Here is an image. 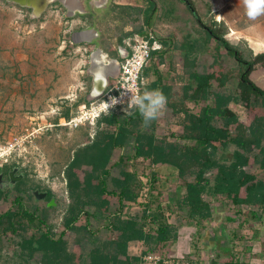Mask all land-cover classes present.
Instances as JSON below:
<instances>
[{
    "label": "rangeland",
    "instance_id": "obj_1",
    "mask_svg": "<svg viewBox=\"0 0 264 264\" xmlns=\"http://www.w3.org/2000/svg\"><path fill=\"white\" fill-rule=\"evenodd\" d=\"M190 1L195 12L180 0H155L156 9L147 23V0H78L73 2L74 10L65 1L55 0L39 15L29 6L0 0V215L13 209L14 198L21 195L27 207L37 206L46 212L47 223L59 234L64 230L62 220L70 202L67 172L83 182L80 193L87 187L100 191L92 168L84 165L77 154L78 147L89 143L97 132L98 122L83 121L75 126L71 119L80 114L81 104L86 103L88 110L97 105L108 88L101 96L92 97L90 55L96 49L93 42L75 41L76 32L95 29L96 38L110 54L109 58L116 56L118 45L125 44V39L154 35L163 48L161 56L153 54L148 63L155 66L162 57L165 65L158 71L165 76L169 91L164 114L151 124H155L159 138L193 143L194 139L182 135L199 134V129L205 126L200 111L208 103H214V99L182 101L183 86L191 82L183 44L190 38L203 42V26H212L246 58L253 59L264 49L256 52L246 38L264 42V16L250 20L241 0ZM196 55V70L211 74L215 90L235 92L240 67L225 47H218L216 39H211ZM250 78L264 89V68L254 69ZM145 87L143 84L142 90ZM181 104L188 108V113L178 110ZM231 108L238 117L229 127L233 136L237 123L248 125L256 116L264 115V105L255 94L250 95V103L234 102ZM67 112L69 117L64 116ZM216 124L221 126L223 122L218 119ZM105 128L114 129L102 123L100 129ZM219 144L224 161L231 162L234 151L241 150L247 160L243 163L246 170L264 180V169L254 162L261 147L259 142L246 151L224 141ZM133 154L131 145L115 149L110 163L113 165L121 155L125 156V169L136 173L141 181L138 200L126 201L121 215L140 216L147 207L150 212L160 210L178 230L177 239L158 245L152 252L163 257L185 256L194 264H264V206L237 204L233 195H212L202 187L211 204L212 216L192 219L187 208L179 205L186 192L185 179L178 173L179 159L153 164L150 159ZM74 159L78 163L67 171V165ZM119 170L112 167L113 176ZM187 179L193 180L194 176L190 174ZM109 186L112 189L111 182ZM245 194L243 188L241 195ZM119 210L118 198L105 194L102 212L90 218L89 229L93 233L84 228L85 214L74 228L66 230L73 263L86 258L95 244L117 237L108 218ZM155 229L156 224L147 220L146 230ZM23 236L37 238L39 230L30 227L18 233L0 231V264H44L40 252L29 259L22 253L19 243ZM129 252L138 255L151 251L143 242L132 241Z\"/></svg>",
    "mask_w": 264,
    "mask_h": 264
},
{
    "label": "trees",
    "instance_id": "obj_2",
    "mask_svg": "<svg viewBox=\"0 0 264 264\" xmlns=\"http://www.w3.org/2000/svg\"><path fill=\"white\" fill-rule=\"evenodd\" d=\"M149 5L145 9V22L149 23L153 12L156 9L155 0H147ZM186 2L188 9L195 11V7L189 0ZM192 5H191V4ZM203 42L196 38H190L183 44L185 51V66L187 67L190 83L183 86L182 101L214 99V103H208L202 107L200 118L205 121V126L199 129V134H183L185 139H194L192 144L169 141L167 138H159L155 134V124L148 127L143 126V121L137 111L129 113L111 112L98 121V130L89 143L77 149L78 156L82 163L92 168L95 179L99 184L100 191L95 192L91 188H83V182L78 176L67 172V191L70 202L63 217L64 230L59 234L54 232V227L47 223V214L37 206L27 207L21 195L14 198L15 207L0 215L1 234L19 231H26L30 227H37L39 236H23L20 244L22 253L29 259L37 252L41 254V261L44 264H75L70 260L66 230L75 227L76 223L85 214L87 224L84 228L93 233L89 226L90 218L102 212L104 195L118 198L119 211H114L108 218L109 227L116 230L118 235L101 244H95L78 264H141V258L129 253L131 241L143 242L149 251L162 244L178 238V230L175 225L169 223L164 214L157 210L150 212L147 207L140 216L124 218L121 215L126 207L125 202H136L139 198L141 181L134 172L125 169V156L110 165L115 149H123L131 145L134 157L150 159L153 164H167L174 159L178 161L179 176L185 179L186 192L179 205L187 208L188 216L192 219L205 220L212 216L211 204L204 197L205 187L212 195L234 196L237 204L264 206V180L252 176L246 170L243 163L246 160L244 152L235 150L231 162L222 159L219 143L237 145L238 148L246 151L254 142H259L261 147L254 157V162L264 169V115L256 116L248 125L237 123L235 136L232 135L229 127L237 120V112L231 108L232 103H250V95L260 97L264 105V89L258 86L251 78V72L259 67L264 68V52L258 53L255 57L246 58L238 48L224 38L222 32H218L212 26H203ZM211 39H216L218 47L225 49L234 56L240 67V79L235 92L215 90L211 74L196 70L198 56L196 55L203 46H206ZM155 52V51H154ZM153 52V53H154ZM161 55V54H160ZM162 63V57L156 62ZM149 90L161 89L166 96V87L161 86V78L150 85ZM178 110L188 113V108L181 104ZM69 117V113L64 114ZM220 119L223 124L218 126L216 121ZM105 123L108 127L100 129ZM78 163L73 160L67 168ZM118 167L119 174L113 176L112 167ZM70 168L67 170L69 171ZM194 179H187L188 175ZM210 175V176H209ZM0 174V178H1ZM109 182L112 183L110 189ZM203 183V186H201ZM245 189V196L241 195ZM1 195V194H0ZM94 209V210H92ZM94 211V212H93ZM147 220L156 224L154 231H147ZM46 227L45 229H43ZM235 264H243L236 262Z\"/></svg>",
    "mask_w": 264,
    "mask_h": 264
},
{
    "label": "built area",
    "instance_id": "obj_3",
    "mask_svg": "<svg viewBox=\"0 0 264 264\" xmlns=\"http://www.w3.org/2000/svg\"><path fill=\"white\" fill-rule=\"evenodd\" d=\"M83 40H90L89 33L83 34ZM162 48L163 44L151 34L149 37H136L134 42H126V45H119V57L117 58H109L107 57L108 54H106L107 63L115 61L111 65L109 83L107 85L108 91L103 95L102 100L97 105H94L91 110L87 109L86 103L80 105V114L71 119L75 123V126L82 124L83 121L94 124L105 114L114 110H122V112L126 113L134 111V109L125 111L130 95L125 87L129 84H134L142 90V85L145 83L144 68L150 59H152L153 52L160 51ZM97 50L91 52V61H93L92 55ZM111 79L112 83H110ZM113 97L118 102L114 106H110L107 111L102 110L100 108L101 103L107 101L111 105ZM136 256L141 258V264H194V262L185 256L163 257L158 252H142L141 254H136Z\"/></svg>",
    "mask_w": 264,
    "mask_h": 264
},
{
    "label": "clouds",
    "instance_id": "obj_4",
    "mask_svg": "<svg viewBox=\"0 0 264 264\" xmlns=\"http://www.w3.org/2000/svg\"><path fill=\"white\" fill-rule=\"evenodd\" d=\"M241 3L246 16L250 20H256L264 16V0H241ZM125 89L130 93L125 111L133 109L137 111L142 118L144 127L150 126L154 120H157L164 114L167 98L161 90H149L147 87L141 90L134 84H129ZM117 102V99L113 97L111 105L109 102L103 101L100 108L107 111L110 106H114ZM129 114L131 113L129 112Z\"/></svg>",
    "mask_w": 264,
    "mask_h": 264
},
{
    "label": "crops",
    "instance_id": "obj_5",
    "mask_svg": "<svg viewBox=\"0 0 264 264\" xmlns=\"http://www.w3.org/2000/svg\"><path fill=\"white\" fill-rule=\"evenodd\" d=\"M94 29V28H93ZM87 33H89V37H90V39L91 40H82V41H80V42H82V43H91V42H93V44L95 45V49L97 50H101L102 52H104L105 54H108V56L107 57H110V54L108 53V51H106L105 50V47L103 46V45H101V43H100V41H99V39L97 40V38H96V36H97V32H96V30L94 29V31L93 30H91V31H88ZM83 34L85 35L86 33H82L81 34V36L80 37H78V38H83ZM81 38V39H82ZM130 38L131 37H129L128 39H125V42H134V40H130ZM135 38V37H134ZM252 38H254V37H249V38H246V40L247 41H249V44H250V46H251V48L253 49V50H255L256 52L257 51H262L263 49H264V42L262 41H260V40H255V39H252ZM121 45V44H120ZM124 45H126V43L124 44ZM119 46V45H118ZM160 51H155L153 54H157V55H160V53H159ZM161 56V55H160ZM117 57H119V51H118V48L116 49V56H113L112 58H117ZM107 59V58H106ZM156 59V58H155ZM161 59V58H160ZM104 63H107V62H104ZM155 64V66H153L152 64H149L148 63V65L144 68V72H143V75H144V77H145V85H150L152 82H154V81H156L157 79H158V77H160L161 78V86H164V87H166L167 88V86H166V82H167V80L165 79V76H162V75H160L159 73V71H158V69H162V67L165 65V63H161L160 65H157V63L155 62L154 63ZM90 65L92 66V65H94L93 64V61H91V58H90ZM92 80H93V77H92ZM94 85V84H93ZM159 90H162V88L161 89H159ZM168 91L169 90H166V96H168ZM90 96H88V98H89ZM87 98V99H88ZM78 102V101H77ZM132 242V241H131ZM129 247H130V243H129ZM130 253V252H129Z\"/></svg>",
    "mask_w": 264,
    "mask_h": 264
},
{
    "label": "water",
    "instance_id": "obj_6",
    "mask_svg": "<svg viewBox=\"0 0 264 264\" xmlns=\"http://www.w3.org/2000/svg\"><path fill=\"white\" fill-rule=\"evenodd\" d=\"M7 1L15 2V3L20 4L22 6H29V7H32L34 10L35 4H43L46 0H7ZM53 1H55V0H48V2L46 3L45 9ZM185 1H187V0H185ZM79 33H81V32L74 33L75 41H82L83 40V38L82 39L78 38V37L76 38V35ZM90 73L93 75V81H94V86H93V90H92V97H99L107 88V85L109 83L110 71H107V69L105 71H102L100 69L97 72L95 70V68H93V65H92L90 68ZM93 92H96V95H93Z\"/></svg>",
    "mask_w": 264,
    "mask_h": 264
},
{
    "label": "bare ground",
    "instance_id": "obj_7",
    "mask_svg": "<svg viewBox=\"0 0 264 264\" xmlns=\"http://www.w3.org/2000/svg\"><path fill=\"white\" fill-rule=\"evenodd\" d=\"M63 1H65L67 3V5L69 7H71L72 10H74L75 6L73 5V2L78 1V0H63ZM47 2H48V0H46L43 4H35L34 10H35L37 15H39L40 13H42L44 11ZM82 33L83 32L77 34L76 37H80ZM92 58H93V64H94L93 68H95V70L97 72L100 69L102 71H105L106 69H107V71H110L112 63H115V61H110V63H104V62H107L106 54L104 52H102L100 49L97 50L92 55ZM94 94L96 95V92H94L93 95Z\"/></svg>",
    "mask_w": 264,
    "mask_h": 264
},
{
    "label": "flooded vegetation",
    "instance_id": "obj_8",
    "mask_svg": "<svg viewBox=\"0 0 264 264\" xmlns=\"http://www.w3.org/2000/svg\"><path fill=\"white\" fill-rule=\"evenodd\" d=\"M32 8V7H31ZM33 9V8H32ZM2 178V177H1ZM1 178H0V180H1Z\"/></svg>",
    "mask_w": 264,
    "mask_h": 264
}]
</instances>
